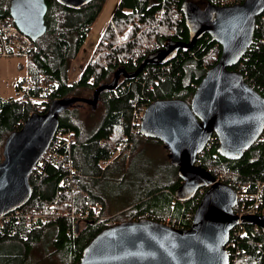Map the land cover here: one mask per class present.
<instances>
[{
	"label": "trees",
	"instance_id": "1",
	"mask_svg": "<svg viewBox=\"0 0 264 264\" xmlns=\"http://www.w3.org/2000/svg\"><path fill=\"white\" fill-rule=\"evenodd\" d=\"M44 1L46 30L31 41L27 75L15 84L17 96H0V160L5 138L19 129L30 113L44 112L55 98L81 97L83 92L93 93L102 84L110 88L98 95L103 111L91 128L80 117L75 104L59 115L47 151L28 176L31 195L17 209L38 211L41 216L25 224L7 215L0 227V264H31L32 245L45 232L54 236L56 245L74 264L88 241L111 224L149 217L168 220L176 228L189 227L206 187L191 188L181 194L183 180L174 163L166 165L168 172L163 182L146 180L143 196L112 216H102L106 204L98 184L110 166L122 165L135 152L139 140L162 145L161 141L138 132L142 111L157 99L189 100L220 54V46L207 34L189 49L168 51L169 48L189 41L192 27L211 18L214 6L242 0H119L90 60L73 81H69L68 62L84 44L106 0L80 5ZM9 2L0 0V20L13 23ZM151 59L131 75L144 60ZM231 68L238 70L264 97V11L256 18L248 49ZM117 71V83L111 87ZM211 139V145L197 155L196 164L236 190L234 211L238 215L250 208L258 212L264 204V130L234 160L220 155L217 138L212 135ZM153 208H163L165 214L159 215ZM251 215L255 214L241 216ZM238 226L244 229L243 233L237 232ZM225 249L229 264H264V233L251 221L241 222L231 229Z\"/></svg>",
	"mask_w": 264,
	"mask_h": 264
},
{
	"label": "water",
	"instance_id": "2",
	"mask_svg": "<svg viewBox=\"0 0 264 264\" xmlns=\"http://www.w3.org/2000/svg\"><path fill=\"white\" fill-rule=\"evenodd\" d=\"M61 1L80 5L90 0ZM46 11L44 0L9 2L13 23L32 41L45 33ZM263 11L264 0L214 6L211 18L192 27L189 41L176 43L168 51L189 49L207 34L220 46L216 62L205 71L189 100L157 99L141 114L138 132L161 141L167 149L183 180L181 194L191 188L206 187L189 227L176 228L149 217L124 220L95 234L74 264H229L225 245L235 225L251 221L264 233V215L238 216L234 211L236 190L196 164L197 155L212 134L219 142V154L234 160L264 130V97L238 70L231 68L248 49L256 18ZM150 61L153 60H144L131 75ZM119 73L111 87L116 85ZM108 87L99 85L91 98H55L44 112L30 113L19 129L7 135L0 160V217L28 201V176L49 147L59 115L76 102L88 103L94 109L99 93Z\"/></svg>",
	"mask_w": 264,
	"mask_h": 264
},
{
	"label": "rangeland",
	"instance_id": "3",
	"mask_svg": "<svg viewBox=\"0 0 264 264\" xmlns=\"http://www.w3.org/2000/svg\"><path fill=\"white\" fill-rule=\"evenodd\" d=\"M118 2L119 0L105 1L84 44L76 57L68 62L69 81L75 80L90 60L94 48L106 25L110 22ZM26 75V61L23 56L0 57V96L3 98L17 96L15 84ZM92 95V92L85 91L80 96L91 98ZM74 104L79 108L80 117L83 118L90 128L97 123L102 115V103L99 101L96 102L94 109L88 103L76 102ZM136 145L135 152L122 165L115 164L110 166L106 171L105 177L99 180L98 191L102 195L104 204H106L103 217L112 216L116 212H123L129 208L128 205L132 204L134 200L142 197V186H144L143 183L146 180H152L153 183L156 180L163 182L164 176L167 175L168 168L166 165L171 163V159H169L168 151L163 145L157 142L146 141L145 143L144 140H139ZM153 209L159 215L165 214L163 208ZM85 215L87 216V214ZM108 222L111 224V221ZM80 223L81 225L83 224L82 222ZM80 226L78 223V228ZM53 237L50 232H45L32 245L31 261H29L31 264H71L66 253L56 245Z\"/></svg>",
	"mask_w": 264,
	"mask_h": 264
},
{
	"label": "built area",
	"instance_id": "4",
	"mask_svg": "<svg viewBox=\"0 0 264 264\" xmlns=\"http://www.w3.org/2000/svg\"><path fill=\"white\" fill-rule=\"evenodd\" d=\"M31 49H32L31 40L25 33L21 32L15 26L14 23H11L5 20H0V57H12L15 55L23 56L25 58V61L27 62ZM140 118H141V115H140ZM211 142H212V139L206 143L205 148L211 145ZM96 207H95L94 213L97 214L99 208L98 207L96 208ZM242 214L262 215L264 214V204L262 205V207L260 208L258 212H256L255 209L250 208V209H245ZM7 215L15 216L17 217V221L23 220L25 224H30L31 222L32 223L35 222L37 218L41 216V213L38 211L28 213L22 210H17V211L15 210L13 212H10L0 217V227L3 225L4 220L6 219ZM168 223L173 226L172 222H168ZM236 230L237 232H240V233H243L244 231V229L239 226L236 228Z\"/></svg>",
	"mask_w": 264,
	"mask_h": 264
},
{
	"label": "crops",
	"instance_id": "5",
	"mask_svg": "<svg viewBox=\"0 0 264 264\" xmlns=\"http://www.w3.org/2000/svg\"><path fill=\"white\" fill-rule=\"evenodd\" d=\"M111 21V20H110ZM88 35V34H87ZM212 135H215V134H212Z\"/></svg>",
	"mask_w": 264,
	"mask_h": 264
},
{
	"label": "flooded vegetation",
	"instance_id": "6",
	"mask_svg": "<svg viewBox=\"0 0 264 264\" xmlns=\"http://www.w3.org/2000/svg\"><path fill=\"white\" fill-rule=\"evenodd\" d=\"M199 24V23H198Z\"/></svg>",
	"mask_w": 264,
	"mask_h": 264
}]
</instances>
